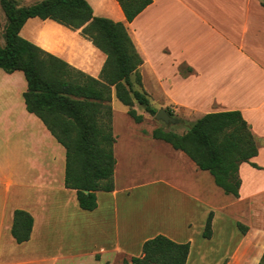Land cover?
Segmentation results:
<instances>
[{"label": "crops", "instance_id": "1", "mask_svg": "<svg viewBox=\"0 0 264 264\" xmlns=\"http://www.w3.org/2000/svg\"><path fill=\"white\" fill-rule=\"evenodd\" d=\"M87 1L94 15L125 24L142 58L141 86L135 87L155 99L157 110L170 106L187 125L208 112L240 111L258 145V154L251 158L256 166L239 165V196L229 204L238 215L229 214L234 229L228 239L223 227L226 206L216 200H226L229 194L183 151L153 138L155 126L149 125L148 113L136 101L134 108L143 120L134 121L112 88L114 189L96 192L95 209H81L75 190L64 185V147L26 109L23 72L2 69L0 86L11 82L17 88L0 87V264H56L60 258L83 254L93 256L96 264H113L116 257L140 256L143 242L157 234L189 242L186 263L202 255L205 243L207 252L216 255L232 240L229 252L225 247L221 253L222 263L213 264H258L264 252V221L255 228L245 219L244 233L238 223L244 225L239 217L249 200L257 214L264 212V166L258 161L264 156L262 0H152L131 22L116 0ZM20 34L99 77L106 55L80 29L31 17ZM116 99L122 112L115 108ZM15 209L33 217L30 238L22 243L10 233ZM209 213L211 236L205 238ZM62 225L80 237L76 253H64L68 248L56 241L65 231ZM83 240L98 245L84 252Z\"/></svg>", "mask_w": 264, "mask_h": 264}, {"label": "trees", "instance_id": "2", "mask_svg": "<svg viewBox=\"0 0 264 264\" xmlns=\"http://www.w3.org/2000/svg\"><path fill=\"white\" fill-rule=\"evenodd\" d=\"M116 1L131 22L152 0ZM261 3L264 6V0ZM0 6L7 18L0 68L7 73L23 72L27 86L22 95L27 111L37 116L65 149V187L75 190L81 209L93 210L97 207L96 192L114 189L112 88L134 121L143 120L134 108L135 101L150 115L157 111L146 93L135 87L141 86L138 68L142 58L125 24L94 15L87 0H40L29 5L0 0ZM31 17L80 29L82 36L106 55L99 77L23 37L20 30ZM151 136L183 151L199 169L212 175L225 194L235 197L241 185L239 165L249 162L256 166L251 158L258 154V145L238 110L205 113L181 134L156 127ZM211 218L209 213L202 233L205 238L211 236ZM32 225L29 212L15 209L10 229L15 242L27 241ZM238 225L244 233L247 227ZM189 246V242L157 234L143 242L140 256L123 259L122 264H185ZM258 264H264V252Z\"/></svg>", "mask_w": 264, "mask_h": 264}, {"label": "rangeland", "instance_id": "3", "mask_svg": "<svg viewBox=\"0 0 264 264\" xmlns=\"http://www.w3.org/2000/svg\"><path fill=\"white\" fill-rule=\"evenodd\" d=\"M17 3L19 5H29L32 4L34 2L40 1V0H16ZM7 22V18L0 6V45L4 44V29H5V25ZM0 72L4 73V71L2 69H0ZM18 74H22L17 72ZM24 80V79H23ZM25 81V80H24ZM11 82L5 83L4 85L0 86L3 88H17V85ZM17 83V82H16ZM150 97V96H149ZM151 105L154 107L156 106L155 103H153V101L155 100L154 98H149ZM121 106V103L116 99V110L117 111H121L122 112V108L118 107ZM138 106V105H137ZM171 115L179 117L177 114H175L174 110L168 106L167 108H165ZM128 116V115H127ZM147 116H149L150 120H149V125H154L155 128L156 127H163L165 129H169L172 130L176 133L181 134L183 131H185L187 129V127L189 125H187L185 122L183 123H169L166 124L163 121H158L154 118V115H150L149 113L147 114ZM178 119V118H177ZM146 124V123H145ZM3 134L0 130V140L2 139ZM261 148H264V146H262ZM258 161H260L262 163V165L264 166V156L263 154L258 158ZM264 170V169H262ZM237 199L233 196L228 195V199L226 200H216V203L218 205H222V206H226V209L223 210L224 214V220H225V224H223L224 227V231L226 232V236L228 239H230L229 237H231L230 235V231L231 229H234V225H233V220H231V217L229 216V214H236L234 210H232V207L229 205L231 202L236 201ZM247 201V200H245ZM243 202H241L242 206H243ZM249 205H244L247 207L243 208V216L239 217V220L242 224H244L243 226H245V219H251V221L255 224V228L258 227L259 223L264 221V212L257 214V212H255V210H253L252 205H251V201L249 200ZM229 205V206H228ZM238 215V214H236ZM257 225V227H256ZM60 228H63L65 231H63L62 234V238L61 240H57L56 241L59 244H63L65 245L68 250H66V254H71V253H76L79 249V247L77 245H79L80 242V237H78L75 233V230H71L70 229H65L67 228V226H60ZM238 230L240 231V228L237 227ZM240 233V232H239ZM233 238V237H232ZM88 240V239H87ZM87 240H83L85 241V250L82 251H89L92 247H94V245H98V242H94V241H87ZM259 240L260 244L262 245V239L260 238V235L257 236V241ZM54 242V241H53ZM214 244V243H213ZM233 245V241L232 240H227L224 243V246L221 248V250L219 252H217V254L215 255H210L209 252H207L209 250L210 247H208L207 243L204 244V248L202 250V255H200L199 257H196L194 261L193 258H190L188 263L186 264H213L216 263L218 260H221L220 262L222 263V259L224 258V256H222V251L224 250L225 247L228 248V252L230 250V247ZM75 247V248H74ZM73 248V249H71ZM207 253V256L204 253ZM205 255V257H204ZM210 255V257H209ZM220 257V258H219ZM97 258V257H96ZM99 258V257H98ZM126 259V258H123ZM122 258H113V264H122L123 261ZM95 263V258L93 256H90L88 254H83V255H74L71 257H66V258H60L57 260L56 264H94ZM248 264H252V260L248 262Z\"/></svg>", "mask_w": 264, "mask_h": 264}, {"label": "water", "instance_id": "4", "mask_svg": "<svg viewBox=\"0 0 264 264\" xmlns=\"http://www.w3.org/2000/svg\"><path fill=\"white\" fill-rule=\"evenodd\" d=\"M154 118L158 121H163L166 124L177 123V118L171 115L165 108H159L156 111Z\"/></svg>", "mask_w": 264, "mask_h": 264}]
</instances>
